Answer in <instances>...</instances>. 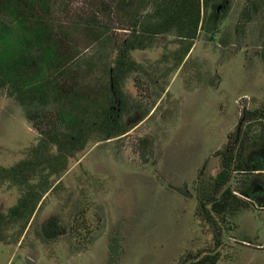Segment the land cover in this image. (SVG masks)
<instances>
[{"label": "rangeland", "instance_id": "1", "mask_svg": "<svg viewBox=\"0 0 264 264\" xmlns=\"http://www.w3.org/2000/svg\"><path fill=\"white\" fill-rule=\"evenodd\" d=\"M90 1L72 0L70 9ZM250 1L230 0L217 33L199 30L179 65L174 33L129 52L142 69L122 85L129 105L123 121L132 128L118 138L92 139L69 157L66 170L49 178L26 225L11 221L8 211L38 182L39 171L27 184L0 174V264H181L206 253H218L217 264H264V209L240 205L209 223L196 190L221 172L225 152L236 155L244 135L264 124L249 115L264 108V3L246 20L241 12ZM118 27L103 49L108 66L129 35ZM97 50L92 44L83 57ZM40 139L23 106L1 89L0 169L31 159ZM246 139L251 148L258 138ZM243 179L230 173L225 187L236 191ZM51 220L55 225L44 227Z\"/></svg>", "mask_w": 264, "mask_h": 264}, {"label": "trees", "instance_id": "2", "mask_svg": "<svg viewBox=\"0 0 264 264\" xmlns=\"http://www.w3.org/2000/svg\"><path fill=\"white\" fill-rule=\"evenodd\" d=\"M250 2L253 6L241 12L246 20L258 12L264 0ZM71 3L72 0H0V90L7 89L8 96L23 106L26 118L41 137L32 149L31 159L0 169L1 176L4 173L23 184L39 171L38 182L27 185L25 194L8 211L11 221L23 219L24 225L42 193L49 189V178L66 170L69 157L81 152L92 139L118 138L132 128V123L123 121L129 105L122 85L131 72L141 68L130 59L129 52L144 50L155 37L174 33L181 44L174 52L179 65L199 30L211 37L217 33L230 0H91L88 9L75 12L70 9ZM149 6L153 10L146 12ZM113 22L129 35L121 40L119 53L113 65L108 66L102 53L111 42ZM92 44L98 45V53L83 57ZM261 58L264 62V49ZM96 70L100 71L98 77L94 75ZM249 115L264 120V108ZM258 128L259 133L244 135L236 155L234 151L223 154L222 170L212 183H199V213L209 223L213 216L222 221L223 216L237 213L240 205L250 203L264 209V124ZM256 137L248 148L246 138L252 141ZM52 147L55 153L50 154ZM233 172L245 177L236 191L225 187ZM55 222L48 221L44 227H53ZM215 230L217 237L220 232ZM218 256L189 255L181 264H217Z\"/></svg>", "mask_w": 264, "mask_h": 264}, {"label": "water", "instance_id": "3", "mask_svg": "<svg viewBox=\"0 0 264 264\" xmlns=\"http://www.w3.org/2000/svg\"><path fill=\"white\" fill-rule=\"evenodd\" d=\"M218 10H219V8H218ZM218 10H217V11H218ZM240 124H241V123H239V125H238V129H237V135H238V132H239V127H240Z\"/></svg>", "mask_w": 264, "mask_h": 264}]
</instances>
